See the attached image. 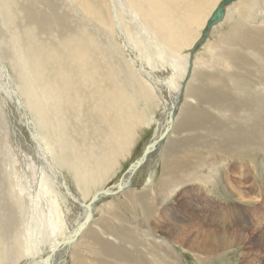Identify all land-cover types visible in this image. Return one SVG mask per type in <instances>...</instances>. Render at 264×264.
Listing matches in <instances>:
<instances>
[{
	"label": "bare ground",
	"instance_id": "6f19581e",
	"mask_svg": "<svg viewBox=\"0 0 264 264\" xmlns=\"http://www.w3.org/2000/svg\"><path fill=\"white\" fill-rule=\"evenodd\" d=\"M2 1L5 4L0 1V24L11 30L9 44L13 60L10 64L19 81L13 84L8 67L0 60V78L8 84L5 85L7 95L2 97L9 96L21 116L10 110L7 102L8 126L18 144L21 141L19 131L27 142L23 133L27 128L38 146V153L31 146L26 148L27 152L19 148L22 171L16 167L15 155L8 151L5 153L6 164L0 165V264H32V260L33 264H50L53 256L57 257L73 246L84 248L81 241L69 243L74 237V234L69 236L70 233L80 229L83 219L79 221L78 218L76 226L69 227L71 232L64 236L68 216L80 207L86 215L85 201L90 194L129 157L144 128L155 119L153 116L148 119L144 111L158 103L162 91L169 95V103L165 101V107L168 108L172 102L174 109L178 106L180 95L174 91L179 80L167 82L158 74L166 75L175 70L177 78L183 75L185 66L189 67V60L185 62L182 51L195 41L217 0H65L75 6L77 12L80 11L83 25L66 24L63 34L52 36L48 42L40 41L35 29L18 27L19 12L15 0ZM92 23L98 26L97 34L89 27ZM144 33L148 36L147 42L142 36ZM263 35L264 32L255 33L253 30L238 35L241 44L253 50L255 64L262 74ZM249 62L244 58V65ZM207 75L209 77L205 78ZM124 77L126 84L122 81ZM197 78L199 87H190L189 91L196 99L210 103V85L207 82L210 73L198 71L194 73L196 81ZM194 121L193 110L183 104L177 118L178 125L175 124L176 130L190 131ZM74 122L77 124L75 128ZM199 122L200 126H208L210 115L204 114ZM260 124L250 123L249 130L253 128L263 136L264 125ZM172 141L165 152L164 172L172 177V182L180 180L170 185L172 189L169 187V193L174 195L187 174L194 177L198 173L204 174L203 168L199 172L200 163L206 162L205 165L210 167V140L202 145V149H191V153L186 143ZM27 156L28 160H25ZM188 156L192 161L185 162ZM239 158L243 157L239 155ZM39 166L36 172L35 168ZM207 181L209 179L205 177L204 182ZM165 195L158 191L152 202L146 201V211L139 215L145 235L152 239L149 241L152 247L158 248V241L171 246L177 240L179 244H189L192 251L209 257L210 243L217 238L210 230L207 235L203 233L205 236L198 237L203 229L200 224L196 226V213L188 199L180 203L186 215L195 218H192V223L181 225L178 216L168 213V209L161 210L166 202ZM208 197L205 196L206 199ZM206 199L204 201L207 202ZM108 206L114 209L112 204ZM114 219L117 221L116 217ZM205 219L210 223L207 217ZM164 233L171 238H165ZM202 236L203 242H200ZM218 242L222 244L223 241ZM260 243H264L262 235ZM110 244L108 250L114 256L120 247ZM90 252L96 255L94 249ZM45 254L48 256L46 259ZM155 260V264L160 263L158 258ZM75 264L85 263L80 260Z\"/></svg>",
	"mask_w": 264,
	"mask_h": 264
},
{
	"label": "rangeland",
	"instance_id": "374dc122",
	"mask_svg": "<svg viewBox=\"0 0 264 264\" xmlns=\"http://www.w3.org/2000/svg\"><path fill=\"white\" fill-rule=\"evenodd\" d=\"M0 1L5 4L2 0ZM15 1L19 12L18 27L22 30L26 26L35 29L37 37L42 42L43 40L44 42L51 41L52 36L63 34L62 30L65 29L66 24L76 23L80 26L83 25L80 11L77 12V8L65 2V0ZM223 1L217 0L215 5L213 4L214 6L210 9L204 25L199 30V35L188 48L182 51L185 62L189 60L190 51L194 43L200 41V38H202L210 16ZM109 7L111 8L112 5H109ZM1 21L2 19H0V23ZM89 27L94 29L96 34L98 33V26L95 23L90 24ZM263 29L264 0H238L226 7L224 20L212 28L204 44L196 50L192 61V69L194 70H192L188 80L189 67L187 65L185 66L183 75L179 78L175 75V70L170 71L166 75L165 73L158 74L161 79L167 82L170 79L179 80L176 82L177 87L174 91L178 92L177 95H180L178 106L174 109L172 102L168 105V108L165 107L166 103H169L167 99L169 95L165 91L160 92L161 98L159 97L158 103L151 105L149 110L147 108V112L146 110L144 111L148 115V119H150V116L155 117L154 122L144 128L137 144L132 148V152L129 155L130 158L128 157L122 162L123 164L109 176V180H105L97 189L101 191L117 182L128 170L129 166L140 157L144 147L149 143L156 130L162 132L166 128L169 115L173 111L176 114L175 124L178 125L177 118L182 111L183 104H186L187 109L193 110L195 121L192 125L194 126L191 127L190 131L186 132L184 129L177 128L176 130L175 125V129L166 138L162 146L153 153L148 164L149 168L147 166L146 172L136 179L134 186L128 188L118 196L104 199L97 204L94 210V219L76 241L77 244L81 241L80 244L84 245V248H77V246L73 248V246L70 250L66 251L68 253L62 252V254H57V257L53 256L50 264H75L78 261L80 262V260L84 261L85 264L95 263V261H97L95 264H155L157 262L156 258L159 259V264H210V260H213V264H264V249L260 248L264 247V243H260L261 235L264 236V135L260 136V133L253 128V132L249 130L250 123L260 124L262 122L264 125V74L260 72V69L255 64L256 60L253 50L245 48L241 44L242 40L240 39L244 31L253 30L255 33L257 31L263 33ZM10 32L9 28L3 27L0 24V60L8 67L13 84L15 85L19 81L17 82L10 64L13 60L10 48L11 44H9L11 38ZM239 33L240 36H238ZM142 36L147 42L146 38L148 36L145 33ZM262 40H264V35ZM262 43L264 44V41ZM209 48L210 51H208ZM262 51L264 53V47ZM132 58L134 59L133 55ZM244 58L250 60L246 65L243 64ZM142 62L148 67L144 60ZM198 71L210 73V78L207 80L210 85V103L196 99L194 93L189 91L190 87H199V79L197 78V81L194 79V73ZM208 77V75L205 76V78ZM122 81H125V84L127 83L125 77ZM184 84H186V87L182 91ZM5 85H8L7 82L0 78V124H3V126H0V165L4 166L5 153L8 151V153L15 155L16 167L19 171H22L19 148L23 152H27L26 148L31 146L34 147V152L38 153V146L28 133V130H26L27 128L23 129L27 142L19 131L20 144L15 141L13 134L10 132L8 126L9 111L6 108V103L8 102L10 110L16 112V115L20 118L21 116L16 103L10 100L9 96H6L5 99L2 97V95H7ZM129 92L131 93V90ZM156 106L159 107L156 108ZM204 114L210 115V124L208 126L206 124L200 126L199 121ZM20 118L18 120L21 122ZM76 126L77 124L74 122V128ZM180 140L186 143L189 152L191 149H202V145H206V141L210 140V167L205 165L206 162L200 163L201 171L199 172H202L203 168L204 174L198 173L196 174L197 177L187 174L182 179V185L172 195V193H169L173 188L170 185L179 183L180 180L172 182V177L165 175V152L170 141L177 144L180 143ZM232 153L236 154L233 155ZM220 155L222 158L219 157ZM239 155L243 158L237 159ZM28 157L25 160H28ZM189 158L191 156H188L185 162H189L191 160ZM39 169L40 166L39 168H35L36 172ZM203 176L207 180L209 179L210 182H204ZM97 189L90 194V197L85 202H88L99 192ZM158 191H161L163 195L168 193L164 197L166 205L164 204L161 210L165 209L167 211L168 209V213H174L175 216L179 217V220L178 217L177 220L182 223L181 225L187 222L192 223L193 219H195L192 217L193 215H186L185 208L180 203L185 198L189 200L191 206L193 205L191 209L196 213V215L194 214L197 217L196 226L199 227L201 225L200 227L203 229L198 237L207 235V232L210 230L214 238H217L213 243H210L212 247H210V254H212V257L194 252L188 248L190 247L189 244L182 245V243H177V240L171 246H165L162 241H158L156 242L158 248L152 247L149 242L152 239L147 238L145 235L139 215H141L142 211H146L144 207L146 201L152 202L157 197ZM121 195L125 196L121 197ZM205 196H209L208 200ZM228 197H231L230 204L224 202L228 200ZM109 204L113 205V210L108 206ZM207 206H209V209ZM80 208L75 210L76 213L73 212V214L68 216V224H66L67 228L64 236L68 235L71 232L70 229L76 226L78 218H80L79 221L82 220L84 212ZM226 213L227 217L225 220L219 218L220 215ZM239 214L243 217H239ZM115 217L117 221L114 219ZM205 217L212 222L209 223ZM189 218H191L190 221ZM227 220L228 222H225ZM166 222L170 223V221ZM240 230H243V232L248 231L253 238L248 237L247 249L244 247V244L240 246ZM257 231L260 233L259 235H256ZM191 232H193L192 235H195L194 231ZM74 233L75 231H72L69 236H72ZM157 233L161 234V232ZM163 235L165 238H171L166 233ZM203 236L200 242H203ZM218 241H223V245ZM244 242L245 240L242 243ZM110 243L120 247L114 256L108 250L111 245ZM254 243L259 246L257 247L259 250L251 249ZM85 246H87V249ZM228 246L234 248L225 251V249H230ZM67 247H70V245H67ZM93 249L96 255L90 252ZM98 251L103 255L101 256ZM44 256L45 259L48 258L46 254ZM213 256L216 258L213 259ZM30 263L33 264V260Z\"/></svg>",
	"mask_w": 264,
	"mask_h": 264
},
{
	"label": "water",
	"instance_id": "95a60500",
	"mask_svg": "<svg viewBox=\"0 0 264 264\" xmlns=\"http://www.w3.org/2000/svg\"><path fill=\"white\" fill-rule=\"evenodd\" d=\"M238 0H224L220 6H218L214 12L212 13L210 19L206 23V29L205 32L200 39V41L194 43L189 56V74L187 76V80L190 78V75L192 73V61L195 55V52L198 48H200L208 36L210 35V32L212 28L219 23H221L225 16H226V7L230 4H233ZM186 87V84L183 85V89ZM175 117L176 114L172 112L169 115L168 123L166 128L159 132L156 130V133L153 135V137L149 140V143L144 147L140 157L136 159L128 168V170L117 180V182L106 188L102 189L101 191L97 192L86 204L84 209L87 210V214L83 216V222L79 225H81L80 229L75 231L74 237L72 236L70 238L71 242L69 243H75L77 241V238L80 234L89 226L90 222L94 219V210L97 204H99L102 200L108 199L111 197L118 196L122 194L124 191H126L128 188H131L134 186L135 181L137 178L141 177L147 169V166L150 162V159L163 144V142L166 140V138L172 133L174 126H175Z\"/></svg>",
	"mask_w": 264,
	"mask_h": 264
},
{
	"label": "crops",
	"instance_id": "0c3cea01",
	"mask_svg": "<svg viewBox=\"0 0 264 264\" xmlns=\"http://www.w3.org/2000/svg\"><path fill=\"white\" fill-rule=\"evenodd\" d=\"M230 200H231V197H228V200L227 201H224L225 203H228V204H230ZM229 207H230V205H229ZM227 215V213L226 214H223V215H220L219 216V218L220 219H226V216ZM239 217H243V216H241L240 214H239ZM210 222H212V221H210ZM214 223V222H213ZM256 233V232H255ZM260 233L257 231V233H256V235H259ZM248 237L249 238H252V236H251V233H249L248 231H245V232H243V230H240V239H241V244H240V246H242L243 244H244V247L247 249V239H248ZM253 239V238H252ZM243 240H245V242L244 243H242L243 242ZM211 247V246H210ZM257 247H259V246H257L255 243H254V246H251V249L252 250H259ZM212 248V247H211ZM234 248V247H233ZM233 248H230V249H225V251H227V250H231V249H233ZM261 249H264V247H260ZM223 249V248H222ZM210 257H212V254H210ZM213 259H215L214 258V256H213ZM210 264H213V260H210Z\"/></svg>",
	"mask_w": 264,
	"mask_h": 264
}]
</instances>
